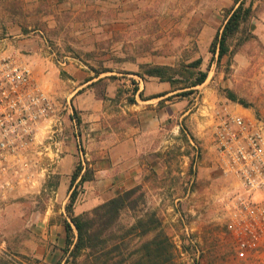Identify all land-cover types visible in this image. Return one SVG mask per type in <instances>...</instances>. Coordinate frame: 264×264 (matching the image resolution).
I'll return each instance as SVG.
<instances>
[{
    "label": "rangeland",
    "instance_id": "obj_1",
    "mask_svg": "<svg viewBox=\"0 0 264 264\" xmlns=\"http://www.w3.org/2000/svg\"><path fill=\"white\" fill-rule=\"evenodd\" d=\"M241 2L251 13L228 36V51L219 60V45L214 54L212 43L217 35L221 38ZM36 37H45L43 43L49 47L42 57L35 55L38 47L26 42ZM6 55L27 62L40 86L35 73L46 77L48 90L41 87L64 120V146L75 141L77 148L69 177L59 173L58 164L50 168L38 190L17 195L0 208V264H90L92 260L88 250L72 252L76 230L73 244H66L65 222L71 223L76 206L88 197V181L72 185V175L77 169L93 170V161L81 158L77 136L83 153L86 144L72 122L75 118L77 125L79 115L68 103L69 74L61 64L69 61L67 57L84 61L96 77L129 74L126 78L133 90L135 75L149 78L147 73L157 66L174 69L167 74L175 71L172 84L181 92L187 91L182 89L184 83L205 71L206 81L182 95L188 97L189 115L197 113L195 99L208 90L215 104L230 100L239 112L264 122V0H0V59ZM198 59L202 63L197 68L188 67ZM94 87L99 97L105 95L104 82ZM196 115L201 119L205 114ZM185 129L173 134L178 139L171 146L167 174L145 176V182L156 181L157 187L138 191V207L124 210L121 223L128 228L145 213H156L175 246L172 260L161 264H264V245L257 252L240 254L226 230L218 204L224 181L216 166L211 129L205 123L201 135L192 137L201 152L198 157L188 137L190 130ZM73 191L77 200L71 214L67 207ZM155 232L143 238L130 235L128 252Z\"/></svg>",
    "mask_w": 264,
    "mask_h": 264
},
{
    "label": "built area",
    "instance_id": "obj_2",
    "mask_svg": "<svg viewBox=\"0 0 264 264\" xmlns=\"http://www.w3.org/2000/svg\"><path fill=\"white\" fill-rule=\"evenodd\" d=\"M212 132L216 166L224 181L218 196L227 232L240 254L264 245V122L230 100L204 115ZM75 132L78 128L73 119ZM64 120L27 62L0 59V208L42 186L65 155ZM84 162L86 153L77 136ZM196 156L200 149L194 141Z\"/></svg>",
    "mask_w": 264,
    "mask_h": 264
},
{
    "label": "crops",
    "instance_id": "obj_3",
    "mask_svg": "<svg viewBox=\"0 0 264 264\" xmlns=\"http://www.w3.org/2000/svg\"><path fill=\"white\" fill-rule=\"evenodd\" d=\"M43 40L45 37L26 41L38 47L35 55L40 57L49 53L46 50L49 47L45 48ZM67 58L69 61L61 64L69 74L68 103L71 111L78 112L76 126L82 131L86 156L93 161L90 166L93 165L95 174L94 179L86 184L88 197L76 206L75 214L91 211L98 204L130 189L140 191L148 186L152 191L154 186L157 187L156 181L147 183L145 176L167 174L171 146L178 139L174 135L187 132L185 126L190 130V142L192 137L201 135L206 118L200 119L196 114H206L208 107L216 101L213 94L203 90L202 95L195 99L197 113L189 115L188 97L178 95L181 89H176L169 81L135 75L136 89L133 90L129 89L126 78L129 74L120 73L122 78L115 79L106 73L96 77L94 72L86 70L84 61ZM45 59L49 62V57ZM35 76L46 90L49 87L46 77L37 73ZM101 78L104 79L105 96L99 97L93 83ZM76 145L72 141L64 146L66 155L58 170L65 177L72 172ZM41 254L37 252V256Z\"/></svg>",
    "mask_w": 264,
    "mask_h": 264
},
{
    "label": "trees",
    "instance_id": "obj_4",
    "mask_svg": "<svg viewBox=\"0 0 264 264\" xmlns=\"http://www.w3.org/2000/svg\"><path fill=\"white\" fill-rule=\"evenodd\" d=\"M251 9L245 8L241 2L236 10L229 17L227 23L220 35H217L212 43V52L216 54L219 45L218 59L222 60L227 53L226 40L231 33L238 31L241 22L250 15ZM202 63V59H198L189 64V68H197ZM170 66L154 67L147 74L153 77H159L162 80L175 82V71L171 75L167 72L173 71ZM208 73L205 71L198 72L194 80L184 83L183 90L178 95L190 94L194 88L207 79ZM102 83L101 78L93 83ZM105 96V95H103ZM102 97V96H101ZM234 98V96H233ZM82 170V169H81ZM77 169L72 175L71 184L79 180L80 184L94 179V171L92 169L81 173ZM80 177V178H79ZM138 190L130 189L124 193L111 198L110 200L98 205L89 212L79 215L72 214V209L77 200V192L73 191L67 209L71 212V223L66 220L65 228L68 233L66 244L71 246L76 230L77 238L72 252H80L88 250L89 257L92 258L90 264H161L172 260L174 243L161 228V220L155 212L145 213L143 217L138 218L130 227H126L121 223L122 213L126 209L135 210L140 202L141 196H136ZM151 230H155V235L150 239L142 241L137 248L128 252L130 235L143 238L149 234ZM130 261V262H129Z\"/></svg>",
    "mask_w": 264,
    "mask_h": 264
}]
</instances>
